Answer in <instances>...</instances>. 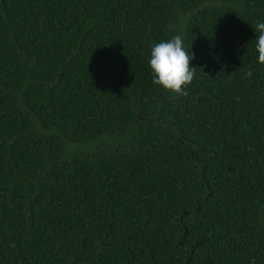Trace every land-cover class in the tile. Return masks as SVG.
<instances>
[{
    "label": "trees",
    "instance_id": "trees-1",
    "mask_svg": "<svg viewBox=\"0 0 264 264\" xmlns=\"http://www.w3.org/2000/svg\"><path fill=\"white\" fill-rule=\"evenodd\" d=\"M260 22L264 0H0V264H264ZM177 35L179 98L148 63Z\"/></svg>",
    "mask_w": 264,
    "mask_h": 264
},
{
    "label": "clouds",
    "instance_id": "clouds-1",
    "mask_svg": "<svg viewBox=\"0 0 264 264\" xmlns=\"http://www.w3.org/2000/svg\"><path fill=\"white\" fill-rule=\"evenodd\" d=\"M255 32L259 33L255 39L258 63L264 65V22L257 23ZM193 58L189 50L183 47V38L180 35L153 45L148 61L153 74V84L176 98L187 96L186 88L192 83L196 69L190 67ZM245 75L251 78L253 71L250 69Z\"/></svg>",
    "mask_w": 264,
    "mask_h": 264
}]
</instances>
